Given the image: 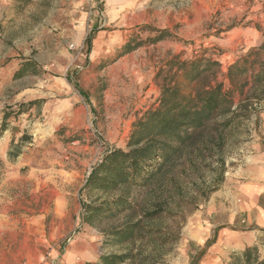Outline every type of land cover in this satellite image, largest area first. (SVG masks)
<instances>
[{"label":"rangeland","instance_id":"obj_1","mask_svg":"<svg viewBox=\"0 0 264 264\" xmlns=\"http://www.w3.org/2000/svg\"><path fill=\"white\" fill-rule=\"evenodd\" d=\"M263 33L264 0H0V264L241 263L264 229V88L206 199L191 182L86 181L177 63L218 60L225 80Z\"/></svg>","mask_w":264,"mask_h":264},{"label":"trees","instance_id":"obj_2","mask_svg":"<svg viewBox=\"0 0 264 264\" xmlns=\"http://www.w3.org/2000/svg\"><path fill=\"white\" fill-rule=\"evenodd\" d=\"M168 34L162 31L145 41L153 43ZM141 44L128 41L123 53ZM29 66L25 63L15 75L21 76ZM219 67L218 60L208 57L177 63L171 77L160 87L157 106L134 121L125 148H114L105 155L86 185L114 191L120 186L145 187L158 180L174 188L191 182L196 194L206 199L223 181L227 145L243 132L244 120L254 109L256 101L250 90L264 88V39L259 48L228 66L225 80H218ZM126 200L120 195L112 206L123 205ZM259 244L264 247V229L259 243L242 250L241 263L232 264H264ZM123 260V255L104 256L102 264H119Z\"/></svg>","mask_w":264,"mask_h":264}]
</instances>
